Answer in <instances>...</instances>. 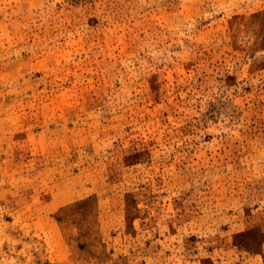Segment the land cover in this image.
<instances>
[{
  "label": "rangeland",
  "instance_id": "obj_1",
  "mask_svg": "<svg viewBox=\"0 0 264 264\" xmlns=\"http://www.w3.org/2000/svg\"><path fill=\"white\" fill-rule=\"evenodd\" d=\"M0 264H264V0H0Z\"/></svg>",
  "mask_w": 264,
  "mask_h": 264
}]
</instances>
